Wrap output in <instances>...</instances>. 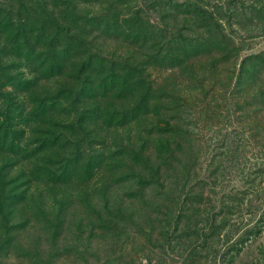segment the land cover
<instances>
[{
	"label": "rangeland",
	"instance_id": "rangeland-1",
	"mask_svg": "<svg viewBox=\"0 0 264 264\" xmlns=\"http://www.w3.org/2000/svg\"><path fill=\"white\" fill-rule=\"evenodd\" d=\"M263 52L264 0H0V264H264Z\"/></svg>",
	"mask_w": 264,
	"mask_h": 264
},
{
	"label": "trees",
	"instance_id": "trees-1",
	"mask_svg": "<svg viewBox=\"0 0 264 264\" xmlns=\"http://www.w3.org/2000/svg\"><path fill=\"white\" fill-rule=\"evenodd\" d=\"M207 17V16H206ZM209 18L207 19V21L208 22H206L204 19H202V21H201V23L200 24H198V27H202L203 25H210L211 24V26L212 27H216V29H218L217 30V33H218V35H217V37H219V38H217L218 40H216V41H213V42H211L210 44H218V42L220 43V41L221 42H223V40H220L221 39V35L222 34H220V29H219V27H217V26H219L220 24L219 23H217L215 20H214V18H213V16H211V15H209L208 16ZM254 17H258V15L256 16H254ZM205 18V17H204ZM236 23V22H235ZM238 23H236V25H237ZM237 26H239L240 27V25L238 24ZM203 33H205V35H206V37L209 35V37H210V32H208V31H204V32H202V33H200V35H198L197 36V39H195L196 41H198V42H193L194 44H192V45H190V44H187V46L189 45V47L190 48H188V50L190 49V51H194L196 48H194V47H196V46H198V45H201V43L199 42L200 40H201V38H202V34ZM216 37V36H215ZM202 39H205V38H202ZM218 41V42H217ZM197 43V44H196ZM192 55H194V54H192ZM252 60L251 61H242L243 63H241V65L243 66L244 65V63H250V65H249V68H245V69H243L242 68V66H241V68L239 69L240 71H241V74H238V77L240 78L244 73V76H245V80H250L252 77H257L260 73H262L261 71H263L264 70V52L262 53V54H258V53H256V54H253L252 55ZM243 72V73H242ZM243 77V76H242ZM241 85L242 86H244V85H250L249 83L248 84H246L244 81L241 83ZM136 108V107H135Z\"/></svg>",
	"mask_w": 264,
	"mask_h": 264
}]
</instances>
